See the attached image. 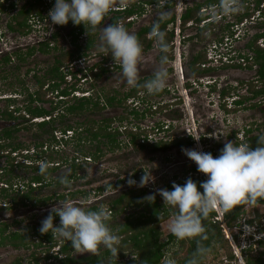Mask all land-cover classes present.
<instances>
[{"label":"rangeland","instance_id":"obj_1","mask_svg":"<svg viewBox=\"0 0 264 264\" xmlns=\"http://www.w3.org/2000/svg\"><path fill=\"white\" fill-rule=\"evenodd\" d=\"M7 4H9L12 0L7 1L5 0ZM168 2L171 0H167ZM176 1V10L177 13L181 9H184L185 5L192 6L194 3V0H188L185 4L184 0H175ZM201 1V0H195ZM25 0H16V3L18 6L23 4ZM47 2V1H46ZM132 3H137V0H112V8H116L118 5H130ZM54 3L48 4V2L43 6L42 8V16L45 18V21L43 22V28L45 33H48V31H51L53 33H58V36L54 39H52V43L55 44V47L57 46L59 50L49 51V52H42L35 50L33 54L27 59L26 62L23 64H18L20 66L19 69H15L14 71L11 69L12 65H8L7 75H9V78L7 81L1 80L0 81V88L4 89L6 93L5 95L1 96H9L13 95V91H21L24 87L27 89H30V91H34L37 89V84H35V81L32 77V72H30L29 69L34 71H39L40 73L45 70L46 65H50L53 63L54 59L60 57L59 59L62 60V66L64 68V71L67 69L74 70L75 68L73 66H70V62L75 60L76 58H70V56L67 53H64L63 51H79L83 52L84 46L86 45L89 38H93L94 45L93 47L87 49L89 53L98 55V46H99V36L101 35V30L103 27H106L110 25V17L112 15V12H109L108 15H106L104 21L101 25H99L95 30L88 28L87 31H85L83 34H80L78 43L79 48L76 49L74 46L72 47L70 41L72 40L71 31L73 28L76 27V25H73L72 22H69L65 26H57L51 25L50 20H47V14L50 11V9L53 7ZM207 4H202V7H207ZM167 11L168 18L172 16V14L176 13L175 8L173 6H166L161 7L156 4L152 5H146L143 11V14H141L138 17L133 16V18H129L126 20L130 21V26H125L129 32L133 34H137V32L141 29L143 26H149L153 22L156 21L158 18V15L161 11ZM217 11V9H215ZM13 14L7 13L6 11L0 12V28H3L0 32L2 33L1 39H0V50L2 51H12L13 49H16L17 47L22 48L23 52L26 50V47L28 46V43H26V40H43L48 36V34H45L41 30H35L32 32V35L30 38H25V36L21 35L20 33H17L15 31H11L5 28L6 23L11 20V16ZM234 18V17H232ZM264 16L254 21V24H249L248 28L251 29V33L247 36V38L243 39V42L240 46H243L245 43H247L246 40L249 39V37L255 33L256 31L261 32L264 30ZM125 22V23H126ZM124 23V24H125ZM50 27H54L53 30L50 29ZM201 27V25H199ZM223 27V24H222ZM202 28V27H201ZM31 31V30H30ZM195 28H187L185 26L183 30V34L187 37L188 35H191L192 37L195 36ZM87 32V34H86ZM205 35V36H204ZM219 29L218 27H215L213 29V32L207 31L203 34V40L198 38H193L192 40H186V43L184 41L182 42V50L188 53L187 56V63H186V70H187V78L197 76V73H194L192 70H190V58L193 55H196L198 52L202 53L207 50V47L209 44L215 42V40H219ZM147 39H149V35L147 36ZM30 41V40H29ZM171 45V44H170ZM264 46V44H262ZM19 50V49H18ZM240 51L244 52H250L247 49L241 48ZM72 52V53H73ZM87 52V53H88ZM252 53V52H251ZM172 52L169 51L168 56L171 57ZM159 55V50L156 44V41L154 40L152 48H150L147 51H143V59L141 63L138 66L139 69V79H143L147 76L153 75V73L161 66L159 60L157 61V57ZM160 56V55H159ZM255 64V63H254ZM166 67H168L166 65ZM62 68V69H63ZM256 67L249 69V68H239V67H232V68H222L220 70H211L209 72L210 77L216 78L217 81L215 82V87H208V92L205 89V87L201 86L202 88L199 92L196 90L195 93L190 94V105L184 106V99L177 102L178 104L174 105V109H170V104L173 102L171 98H173L176 95H164L161 97V99L164 102H167L166 105H169L167 108V112H161L158 115L147 113V116H134L130 114V110L132 109L131 106H126L127 109L124 107H106L104 110H98V111H86L83 113L82 116L72 117V116H66L64 119V122L69 123L72 125L76 124L78 122H86L87 125H91L94 121L98 122L102 120L103 118H112L111 127L112 128H118L119 126H129L130 124H140L143 122H150L155 123L156 120H167L172 123V126L164 132V134H161L164 136V141H168L170 144V147L162 150H139L135 146L129 145L127 142L129 141V136L125 137L120 133V140H121V146L114 150H104L102 153V156L97 159V161H82L83 164H81V167L77 170L76 177L72 178L70 180V185L65 186L62 184H58L55 182V180L58 177H67L70 174H72V169L70 168V159H72L76 153V150L73 149L71 146V142L68 144H65L64 146H54L49 145L46 151H44L43 154V161L49 162V164H53L56 161L60 163V167L53 171L50 175H48L45 179L46 181H53L52 184H46L44 188H42L38 192L40 195L39 197H50L51 195H65L66 193L73 192V191H80L76 198H65V199H58L55 196V198H52L51 201H49L47 204L41 208L36 207V209H32L30 207L24 206H17V207H11V208H4L0 212V226L7 225V231L6 234H9L13 231H18L20 234H31L29 235V240L27 239L28 243H31L35 237L33 235V231L39 230L41 227V221L47 217L49 214L50 209L53 206H58V202H65L70 201L73 202L79 206L88 208L92 203H95L100 206L109 207L110 202L113 199H116L117 195L121 194V190H127L129 188L128 183L125 182L123 185H121L118 189L114 187L113 185L116 184L118 179H127L131 177V175L134 172L143 171L142 176L146 174L149 175L150 173L152 176V180L148 182V184L144 187H139L140 180L136 181L137 185H134L133 188H140L144 189L146 188V192L144 193V196L142 198L158 194V190L164 189L162 186L166 182H168L171 179H174L175 177L185 178L188 179L187 175H185L186 170L189 168H197V165L191 161L189 158H187L183 152L182 149H194L197 151H201V148L203 149V152L208 151L209 153L213 154L215 151L220 150L223 148L224 144L226 142H234L233 134L241 133L242 129L250 128L251 132L247 134V136H253L254 134H258L260 131L264 130V96H257L252 99H250V91L251 90H259L261 89L262 83L258 81L256 73ZM29 72L27 73V71ZM13 75V76H12ZM259 77V75H258ZM260 79V78H259ZM216 79H213L214 81ZM258 81V82H257ZM175 82V79L173 77H168L167 84H172ZM72 83H77L72 79L71 82H66L65 88H70ZM64 87V86H63ZM79 89L82 91H88L89 94L93 95L97 99L99 97L100 99H103L104 96H109L114 94L116 91L120 95L124 92H126L128 89H130L129 86L126 85L124 78L122 76V72L120 68H114L110 70L109 72L103 73L99 78H93L92 81L85 85H78ZM219 90V91H218ZM225 90V95L221 96L219 98L218 93L220 91ZM238 91V92H237ZM248 94V97L246 98V103L244 106L236 108L234 104H232V99L235 97L236 93L241 94ZM43 92V90H42ZM10 93V94H9ZM47 94V92H45ZM45 96L47 99L48 97L55 96V92L51 95L50 92H48ZM105 93V95H104ZM1 94V93H0ZM52 98V99H53ZM22 99H20L21 101ZM149 102H156L155 97H150ZM72 102V101H71ZM104 102L101 100V103ZM176 103V102H175ZM126 104H128V100L126 101ZM0 107L4 106V102H0ZM49 103L46 104L48 107ZM150 104H146L145 106H149ZM187 105V104H185ZM232 106V107H231ZM139 111L145 109L144 106H137ZM230 107V108H229ZM119 117H123V119H119ZM94 121L92 122V120ZM6 122V120H5ZM58 122V121H57ZM196 122V127L198 128L200 135H208V138L204 139L201 138L200 147H192L190 144H178L176 141L177 139H187L190 135H193V131H191V123ZM11 123L10 125H12ZM59 123L55 124L57 127H60L58 125ZM83 124V123H82ZM6 125V124H3ZM0 123V127L3 126ZM245 126V127H244ZM139 128V125H138ZM2 129V127L0 128ZM123 129V128H122ZM128 129V128H127ZM60 129L56 128V132H54V135H57L58 137L61 136ZM36 133L40 134V131L35 128H29V129H19L15 140L12 141L13 144L20 143L22 151L18 152V156H13V154H10V157H16L15 161L22 162L23 161V153L25 152V149L30 150L32 147L31 139L38 138L36 137ZM127 134L126 130L124 132ZM193 133V134H190ZM157 135V136H161ZM195 138V134L193 135ZM206 137V136H205ZM219 137V138H217ZM37 140V139H36ZM81 150L91 148L90 145H88V148L85 147H79ZM74 150V151H72ZM7 155V154H6ZM5 152L4 154H1V156H6ZM33 156V155H32ZM89 155H87L88 157ZM34 157V156H33ZM77 157H79L80 160L84 159V155L77 154ZM42 159V158H41ZM68 161V162H67ZM15 163V162H14ZM79 163V162H78ZM0 168H3L4 173H6V178H10L12 183H17L18 185L22 186L26 185L32 175V171L29 168L21 167V168H13L11 166L10 161H6V159L0 160ZM196 165V166H195ZM9 169H13L10 173H7ZM204 174L197 173L195 176H192L191 179L194 181V179L201 178ZM3 176V175H1ZM141 176V177H142ZM1 185V184H0ZM50 185V186H49ZM26 187V186H25ZM68 187V188H66ZM159 187V188H158ZM21 188V187H20ZM99 189H102L100 191ZM26 191V188H24L23 192ZM152 191V192H151ZM101 192V193H100ZM22 194V192H20ZM18 194L17 196H14V192H9L11 196L8 198H4L1 200V202L11 204L12 197H14L16 200L20 198L21 194ZM86 196H88L86 198ZM2 197V196H0ZM21 199V198H20ZM168 206V205H167ZM170 207V206H168ZM258 208L259 214L264 217V204H257L256 206ZM172 208V207H170ZM174 209V208H172ZM247 212L242 216L243 218H240L237 220L238 227L242 226L243 232L239 235V242H236L233 244L231 249L235 253V256L232 259H228V255L226 254H219L217 257L213 256L212 254L207 256V264H245L244 258L245 254L241 251V249H247L250 246V242L248 241V237L251 235L252 231L255 232L256 229L259 227L257 224L247 226V222H244V219H252L256 218V211L250 206L246 207ZM138 208H129L126 210V213L132 214L138 212ZM125 217V213H120L117 215H114V217L111 219L110 223H113L114 225H118V223H121ZM172 215L167 218L164 222L161 224V232H162V239L167 238V236L170 234L167 228L168 221ZM264 219V218H263ZM263 220H261L262 222ZM236 223V224H237ZM58 221L56 218L54 219V225H57ZM235 224V225H236ZM234 225V227H235ZM249 225V224H248ZM238 231V229L233 228L229 229V233H231V237L233 236V233ZM38 239V238H37ZM228 239V238H227ZM230 240V239H228ZM240 243V245H239ZM44 248L40 250H46L49 243H43ZM254 244V243H253ZM9 246V245H8ZM7 246H3L1 248H5L0 254V257L4 259L6 254H8V251H6ZM30 245L28 246V248ZM247 247V248H246ZM21 255L20 261L22 264H27L31 257L29 253L24 251L25 247H17ZM251 250L247 251L250 253H247V255H258L260 251L264 250L263 247L255 245L251 246ZM17 251V250H16ZM14 252V250H13ZM12 252V253H13ZM171 252V251H170ZM77 254H81L83 252H80L77 250ZM83 255H86V253H83ZM8 260V261H7ZM12 259H4V263H10Z\"/></svg>","mask_w":264,"mask_h":264},{"label":"clouds","instance_id":"obj_2","mask_svg":"<svg viewBox=\"0 0 264 264\" xmlns=\"http://www.w3.org/2000/svg\"><path fill=\"white\" fill-rule=\"evenodd\" d=\"M45 1H47L48 4H51L54 0ZM160 1L161 0H143V6L145 8V6L148 4H156L161 7L173 6V8H175L176 13L169 17L174 18L167 25V29L173 32L174 38V26L179 15L176 10V1L171 0L168 2L165 0L164 5L161 4ZM184 1L186 4L188 0ZM1 2H5V0H1ZM195 2L196 1L194 0V3ZM194 3L192 5H194ZM207 5V7L201 6L199 9V12L203 17L201 21L197 22L195 19H191L184 23L182 20V15L188 7H191V5H185L184 9L179 11L180 20L182 21V29L184 30L185 26H187V28L194 27V33L196 34L199 29H204L206 33L207 31L213 32V29L218 27L219 34H221V36H219V40L215 41L222 42L225 36H229L236 42L238 48V53L232 57L234 60L232 63L209 67V72L211 70H220L222 68L232 67L244 69L249 68L252 70V68L255 66L257 68L256 73H258L259 66L254 62V54L247 47V44L251 39L246 40L247 43L243 45L245 46V49L250 52L240 51L239 49L244 48H240V45L242 44L243 39L247 38V36L251 33V29L248 28V25L254 24L255 20L259 19L260 16H264V2H262V4H260L256 9H254V0H219L218 2ZM123 6L124 8L119 5L120 8L117 6L112 10V0H55L53 7L47 14V20H50L52 26H65L69 22H72L73 25H83L85 29L91 28L95 30L99 25L102 24L109 12L126 10L129 5ZM215 9H217V11H215ZM141 14H143V12ZM141 14H133L132 16L138 17ZM126 19L125 21L120 20L119 22L125 23ZM167 19V11L162 10L159 13L156 21L152 24L149 37L151 36V38L156 41L159 55L161 53L160 60L157 57V61L159 60L160 62L158 64L161 66L153 73L150 78L144 80L142 83L139 79L138 66L143 59V46L137 35L129 32L125 27V24L123 25L119 22L112 23L102 28L101 35L99 36V56H97V54H93L94 56H92L91 53H87L86 56H82L73 60L70 62V66H73L75 68L74 70L67 69L64 71V68L60 69L63 78H65L67 82H71L72 79H74V81L77 83L79 82L80 85H85L93 80L90 68H92L97 62L101 61L103 63V57L111 56V59L107 60L105 65H107L111 70L116 67L120 68L127 86L130 88H142L148 95H156L163 91L161 96L155 97L156 102L152 104V109L157 112L151 114L158 115L161 112H167V107L169 105H166V103L168 101L164 102L161 99L162 96L167 94L172 96L176 95L171 98L173 102L169 107L170 109L176 108L174 105H177V102L184 98L180 97L175 87L177 81L173 68L174 61L176 59V54L174 53L173 49L174 47L171 42V45L168 43L166 39V33L161 30V25L166 22ZM37 20H39L42 24L40 28L37 27ZM42 20L45 21L43 16H31L28 19L29 29L31 30L34 28V31L41 30L45 33ZM190 22L191 25L188 26V23ZM126 23H130V21H127ZM199 25H201L202 28L199 27ZM5 28L8 29L7 25H5ZM53 28L54 27H50L51 30H53ZM1 30H3V28H0V31ZM261 32H264V30ZM51 33V31H48V33L45 34H48L49 36L47 42L51 41V45H54L52 43V36L55 33ZM30 34L31 31H29L27 34L21 35L28 37ZM236 34L239 35L240 38L236 37ZM1 35L2 33L0 32V39L2 38ZM251 36L253 38L254 33ZM189 37H191V35H188L184 39V43H186V40ZM171 41H173V39ZM262 44H264V37L259 38L257 41V45L264 48ZM169 51L172 52L171 57L168 56ZM206 51V61L202 63L209 62ZM182 55L184 57L186 66L188 53L183 51ZM239 58H243L244 61L238 62ZM200 64L201 63H199V65ZM166 65L168 67H166ZM97 71L98 67H94L93 72ZM209 72H203V74L199 73L197 76H193L195 78L204 77L202 81H199L198 79L197 81L199 86L205 87L207 92L208 87H215L214 84L217 81V76L216 78L210 77ZM168 76L175 79V85L173 87H166ZM257 78L259 81L258 75ZM213 79L216 80L212 81ZM75 85L76 83L71 84V88L73 87L75 91H69L70 96L81 98L91 95L88 91H82L78 86L75 87ZM187 86L190 88L193 87L192 82L188 81ZM198 89L199 88L197 87L194 88L190 94L195 93L194 91L196 90L199 92ZM223 91L225 92V90ZM223 91L218 93L219 98L225 95V93L223 94ZM54 92L55 96L52 98L56 102L65 99L64 95L59 93L60 89ZM54 92H51V96ZM245 92L246 94H241L240 92L236 93L235 97L232 99V104H234L236 108L244 106V100H246L248 97L247 91ZM252 95L253 94L250 92V99H252ZM0 98H7V96L0 95ZM133 100V98L128 99V104L132 103ZM238 101L241 102L238 104ZM189 105L190 100L187 105L184 104V106ZM154 107L156 108L154 109ZM145 116H147V113ZM163 121L164 120L159 119L156 120L155 123L143 122L147 127H142V123L130 124L129 126H119V131L122 133V135H125L124 132L126 130V137L127 135L129 136V132L139 133V142L150 144L148 142H141V136L144 135L147 138L150 134H154L155 132L153 130V125L161 127L162 125H165V122ZM171 122H169V128L172 126ZM194 126L196 128L195 130L193 123H191V131H193L195 134V138L193 136L194 134L190 133L193 134L189 136L191 138L190 145L192 147L201 148V138L206 139L208 138V135H200V132L196 127V122L194 123ZM134 127L136 130H133ZM248 130L251 129L245 128L240 131L241 133H237L238 131L234 133V142H226L223 148L220 150L219 155L216 157H214L208 151L203 152L202 148L201 151L194 149H182L183 154L197 165V173L204 174L206 179L203 182L197 184V182H194L191 178H189L183 185L173 183L171 190H158V194L163 199L164 204L177 210L168 221L167 228L169 233L175 236L178 240L199 237L200 242L198 243V247L192 258L187 261V264H201V259L211 252V248L203 244V241L207 240L208 237L206 235V228L202 221L209 216L213 209L216 211L215 217L221 216L220 220H215L214 217V221L221 222V226L223 228V225L227 226L224 221L226 211H229L240 204H248L247 206L252 205L256 203L258 199L264 198V135H260L256 142L257 146L252 147L246 142ZM70 132L71 131H67V133ZM53 136L55 137V140H60L62 138L61 136L58 137L54 134ZM130 139L131 136H129V141L127 142L129 145H131ZM160 141L164 140L162 139L157 142ZM20 151L21 150L18 152ZM18 152L14 153L13 156H18ZM11 153L13 152L10 150L7 154ZM26 156L28 157V152H26L25 156H23V161L21 163L30 164V159ZM83 160L85 162L92 161L89 157H84ZM53 164L57 165L58 162L56 161V163ZM47 168V162L40 163V171L42 174L47 171ZM195 174L192 175V173H189L187 177L195 176ZM150 177L151 178H149V175L145 173V175L141 177L138 186H146L148 182L153 179L151 173ZM60 183L65 186L70 185V181L67 177L61 178ZM127 183L129 186L137 185V182L131 178L128 179ZM0 184V188H10V186H8V184L3 180H0ZM200 189H202V191ZM145 199L147 201L153 202L155 200V195L147 196ZM112 214L113 213L110 211L109 207L102 206L97 210H92L86 209L85 207L79 206L70 201L58 202V206H53L50 209L47 217L41 221V227L39 231L41 234L51 233L53 241L48 244L46 250H42L40 253H44L46 251L49 254V257H52L48 264H59V261L65 257V254L61 252L62 241H64L67 243L70 242V245L73 249L86 253V255L98 253L101 246H103L105 249L110 251L113 256L117 257L118 253L120 252V237L118 233L110 227L109 222L111 220ZM55 217H59L58 225H54ZM263 218L264 217L261 219L263 221L261 222L260 226L257 225L259 228L256 229L255 232L252 231V233H250L251 235L248 237V241L252 247L257 245V241L264 236V231L261 230L264 226ZM247 226L251 225L247 224ZM233 228L238 229V231L234 232L232 240H229L231 244L232 242L233 244L235 243L234 235H238L243 232L242 226H235ZM225 237L228 238L226 234ZM41 248H44V244ZM165 264H177V262L173 258H167L165 260Z\"/></svg>","mask_w":264,"mask_h":264},{"label":"trees","instance_id":"obj_3","mask_svg":"<svg viewBox=\"0 0 264 264\" xmlns=\"http://www.w3.org/2000/svg\"><path fill=\"white\" fill-rule=\"evenodd\" d=\"M10 1V0H7ZM219 0H201L197 1L192 5L191 7H188L184 14L182 15L183 22H187L191 19H195L197 22L201 21L203 19L202 15L199 12V9L201 8L202 4H213L215 2H218ZM137 3H132L128 6L126 10L123 11H115L112 12V15L110 17V24L117 23L120 20L125 21V19L129 16H132L133 14H141L144 11L143 6V0H137ZM264 0H254L255 7L254 9L258 8L260 4H262ZM47 2L45 0H25L23 4L20 6L17 5L16 0H12L8 5L5 2H1L0 0V12L6 11L8 13L13 14L11 17V20L7 22L8 30L15 31L20 34H27L30 29L28 25V19L31 16L39 15L42 16V8ZM55 3V0L53 1ZM170 5V4H169ZM174 17L168 18L166 22H164L161 25V30H163L166 33V39L168 43L170 44L171 40L173 39V32L169 31L167 29V25L169 22L173 20ZM154 23V22H153ZM152 23V24H153ZM152 24L149 26H143L141 29L137 32V37L139 38L142 46L143 51H147L153 46L154 39L149 37L147 39V36L150 35ZM131 23H125V26H130ZM88 28L85 29L83 25H76L75 28L71 31L72 35V43L79 47L78 39L79 35L83 34L85 31H87ZM207 29V28H205ZM212 32V31H210ZM205 33L204 29H199L198 32L195 34L194 37H189V40H192L193 38H198L203 40V34ZM58 36V33L53 34L52 39L56 38ZM205 36V35H204ZM264 37V32H256L254 33V37L249 41L247 44L248 49H250L254 54V62L258 64V75H259V81L262 83V88L259 90H255L254 94L251 96L252 98L257 96H264V48L259 47L257 45V41L259 38ZM51 44V41L43 43V45L38 49L42 52H47L48 48ZM94 41L93 38H89L86 45L84 46L83 53L80 54L79 51H74L70 54V58H79L82 56L87 55V49L93 47ZM56 49V48H55ZM34 49L25 50H17L14 53H11V56L14 55L17 60L18 64H23L27 61V59L33 54ZM10 55H7L5 58L7 61H10L11 59ZM111 56L103 57V63L97 62L92 68H90V71L92 72L93 78H99L103 73L109 72L111 69L105 65L107 60L111 59ZM60 57L55 59L54 64L49 65V74L50 75V82H51V91H57L61 87V81L63 79V75L60 71V67L62 65V60L59 59ZM160 56H158V59L160 60ZM206 61L205 52L197 53L196 55L191 56L190 58V70H192L194 73H202L203 72H209L208 68H201L199 63H202ZM98 67L97 72H93V68ZM227 67V66H226ZM20 66L17 65V69H19ZM117 68V67H116ZM31 70V69H29ZM27 71V73L29 72ZM152 75L147 76L143 79H140V82L142 83L144 80L150 78ZM40 82V79L38 80ZM41 83V82H40ZM163 92V91H162ZM162 92L156 95H148L145 93V90L142 88H130L126 92L122 93L121 96L117 95L118 93L115 91L114 94L109 96L102 97L104 99V102L101 103V100H99V97L97 99L93 97V95L90 96H84L81 97V99L74 98H68L67 102H71L68 106L64 107L63 110H60V112L65 111V114L70 115H78L79 113H85L86 111H98L103 110L106 107H124L127 109L126 106H131L130 114L137 116L144 117L146 113H156L157 111H154L152 109V102H149L150 97H159L162 95ZM61 95L68 96L69 91L67 89H62L59 92ZM225 92L223 91V94ZM105 95V93H104ZM30 102L33 101H46L45 95H29ZM130 98H133V102L130 104H126V101ZM12 101L9 99L8 103H11ZM53 100L51 99V111H46L43 107H37L32 108L31 105L25 106V114H31L32 116H42L46 114H53L56 109H59V106L61 102L64 101H58L57 103L53 104ZM139 102V103H137ZM241 101H238V104ZM150 104L149 106H145L146 104ZM137 106H144L145 109L139 111L137 109ZM158 110V109H157ZM65 114L60 115V120L55 121L51 120L50 122H41L38 124L37 130L40 131V136L42 138L41 140V147L44 145V141L48 142L49 145L56 146L59 144L58 141L55 140V137L53 136L54 131L56 128H61V130H73V126L69 123L63 122V116ZM4 117L7 119H15L16 117L13 115L12 112H8L7 109L3 111V114H0V117ZM119 119H123V117H119ZM60 123L62 127H57L55 124ZM112 118H103L102 120L96 122L94 121L91 125H86V128L84 129L85 132H87V135L77 132L76 135L73 136L74 140L72 141L73 149L78 150V153L81 155H84V157H88L93 160L97 161L102 156V153L104 150L108 149L111 151H114L118 149L121 145V140L119 138L120 131L118 128H112L111 127ZM27 129V127H24ZM18 129L17 126H10L7 128H3L2 135L0 136V156L1 153L4 150H7L8 148L13 150H19L22 149L20 143L13 144L12 141L15 140L16 134L15 131ZM251 132L248 130V133ZM139 133L129 132V136H131L130 142L131 145L137 147L139 150H158L162 149L165 150L170 147V144L168 141H160L153 145L147 144V143H140L139 142ZM260 135H264V130L260 131L257 135L254 134L253 136H247L246 142L252 146H257V139ZM126 137V134L124 135ZM45 139V140H44ZM191 138L187 139H177L178 144H190ZM70 141V140H68ZM86 144L90 145L92 148H88L87 150H81L79 147H86ZM238 144V143H237ZM58 146H61L60 144ZM222 149V148H221ZM220 149V150H221ZM220 150L215 151L212 155L214 157L218 156L220 153ZM27 157V156H26ZM30 158H33L32 156ZM35 159V158H34ZM33 159V160H34ZM35 161V160H34ZM83 159L76 162V158L73 157L70 159V168L72 169V174L67 176L68 180L70 181L72 178L76 177L77 170L81 167ZM68 162V161H67ZM11 166H15L14 161L10 160ZM60 163L56 166L52 165L47 168V171L42 174L40 171V165L37 164H27V163H19L18 167H25V168H32L33 176L30 177L29 186L30 188H33L31 186L32 182H42L44 181V176L47 174H51L53 171H56L60 166ZM12 169H9L7 173H10ZM197 168H189V170L186 171V175L189 173H192L194 175L197 173ZM143 174V171L134 172L131 175V179H134L135 181H139L141 179V176ZM192 177V176H191ZM189 177V178H191ZM63 177H58L55 182L58 184L60 183V179ZM188 178V179H189ZM129 179V178H128ZM206 179V177L203 175L201 178L194 179V182H197L199 184L200 182H203ZM0 180H3L5 183L8 184V186L12 187L14 183L10 180V178H0ZM187 179L184 177L179 179V177H175L174 179L169 180L162 186L164 189L171 190L173 183L183 185L186 182ZM127 179H118L116 184L113 185L117 189L123 185L125 182H127ZM53 181H50V184H52ZM129 186V185H128ZM68 188V187H66ZM102 191V189H99ZM202 191V189H200ZM146 188L140 189V188H133V186H129L127 190L122 191L121 194L117 195L116 199H113L110 202L109 209L113 213L111 215V219L114 217V215L125 213V217L121 223H118V225H114L113 223H110V227L116 231L120 237V244H119V253L118 256H113L110 251L105 249L103 246L100 249L98 253H95L94 255H91L89 257H84L83 260H77L72 257V251L75 250L71 247L70 242H64L62 241L61 245V252L65 254V257L59 261V264H165V260L167 258H173L176 260L177 264H187V261L192 258L193 254L195 253L199 241V237L197 238H187L184 240H178L175 236L169 234L167 238L162 239V230H161V224L164 222L167 218H169L171 215L173 216L176 209H172L168 207L166 204H164L163 199L159 196V194H155V200L147 201L144 197V193L146 192ZM80 191H73L66 193L65 195L59 194L57 196L51 195L50 197H46V200H43L45 204H47L49 201L52 200V198L57 197L58 199H65V198H76ZM152 192V191H151ZM101 193V192H100ZM0 198H8L11 196L9 194V188H0ZM55 196V197H52ZM88 196H86L87 198ZM21 198V199H20ZM19 200L23 203H25L27 200H30L32 204H35L36 198L31 197L30 192L24 193L20 196ZM13 201L15 200L14 197H12ZM43 199V198H41ZM19 201V202H20ZM40 201V200H39ZM257 204H264V198L258 199L256 203L249 205L250 208L254 209L256 211V218L252 219H244V222H247L249 225H255L257 224L260 226L262 215L259 214L258 208L256 207ZM248 204H240L235 206L233 209L226 211L224 221L226 225L229 228L234 227V225L237 223V220L240 218H243L242 216L247 212L246 206ZM100 205H97L95 203H92L88 208L86 209H92L97 210L99 209ZM104 207V206H103ZM131 208H138L139 211L136 213L128 214L126 213L127 209ZM216 215L215 209H213L209 216L206 217L202 223L204 224L206 228V235L208 237L207 240L203 241V244L207 247L211 248V252L208 254H212L213 256L217 257L219 254H226L228 255V259H232L235 256V253L232 251L231 247H233L230 243V241L225 237V233L223 232V228L221 226V222L214 221V217ZM59 224V217H55ZM57 224V225H58ZM238 226V223L235 225ZM8 226H0V246L5 245H13L14 247H25L28 248L29 243L27 242L28 236L27 234H20L19 232H11L9 234H6ZM261 228V227H260ZM264 231V226L261 229ZM34 235L38 238V246L42 247L43 243H50L53 241V237L51 233L41 234L39 230L33 231ZM29 240V239H28ZM234 241L239 242V235H234ZM257 245L264 248V236L257 241ZM251 246H249L247 249H242L241 251L245 254L244 262L245 264H264V250L260 251L258 255H247V252L251 250ZM171 251V252H170ZM203 257L201 259V264H207V256ZM47 257H49L47 255ZM36 262L37 258L35 259ZM16 264H22L20 261Z\"/></svg>","mask_w":264,"mask_h":264},{"label":"flooded vegetation","instance_id":"obj_4","mask_svg":"<svg viewBox=\"0 0 264 264\" xmlns=\"http://www.w3.org/2000/svg\"><path fill=\"white\" fill-rule=\"evenodd\" d=\"M32 32H34V28L31 29V34L28 37H25V38H28L29 39L30 36L32 35ZM31 39H32V37H31ZM31 39H29L30 41L29 40H26V43H28V46L26 47V50L34 49V51H35V50H38L43 45V43H46L47 42L48 37L45 38V39H43V40H38L37 39V41L35 39H33V40H31ZM249 39H252V36H250ZM70 43H71L72 47L74 46V48H76V49L79 48V47H76L72 43V40L70 41ZM241 47H244V46H240V48ZM18 49L19 50L20 49L22 50V48H20V47H17L16 49H13L12 51H2V50H0V81L1 80L7 81V79L9 78V75L6 74L7 73V70H8V65H12L11 66V69L13 71L15 69H17L18 60H17V58L14 55L11 56V53H14ZM54 50H59L60 51V49L57 46L55 47V44L54 45H51L50 44L47 52L54 51ZM38 51L40 52V50H38ZM63 52L64 53H67L70 56V54L73 51H63ZM81 53H83V52H80V54ZM7 55H10L11 56L10 61H7L5 59L7 57ZM54 63H55V59H54V61H53L52 64H54ZM61 68H63L62 65H61L60 69ZM48 70H49V65H46L45 70H43V72H41V73L39 71L30 70V72H32L33 80L35 81V84H37V89L36 90L30 91V89H27L26 87H24L21 91H13L14 92V96L13 95L12 96L9 95V96H7V98H3V99L0 98V102L1 101L4 102V106L3 107H0V114H3V111H5V109H7L8 112H12L13 115L16 117L15 119H7V121H11L12 123L13 122L14 123L12 125L5 126V128L10 127V126H17L18 129L15 131V134L16 135H17L19 129H23L25 126L27 127V129H29V128H35V129H37L38 124L41 123V122H50L51 120L58 121L57 119L60 120V118H61L60 115L61 114L64 115L66 113L65 111L60 112V110H63L64 107L68 106L71 103V102H67V99L68 98H74L73 96H70V95L64 96L65 99L60 100V101H64V102H61L60 103L61 106H59V109H56L55 112L52 115L51 114H46V115L35 116L34 117L31 114H29V113L28 114H25L26 113V111H25V106L26 105H31L32 108L43 107L46 111H51V109H52V106H51V104H52L51 103L52 97H48L46 99V101H42V102L41 101H33V102H30V100L28 98L29 95H34L35 96L36 94L37 95L38 94L39 95L44 94L46 96L47 94H49L48 92H50V93L52 92L51 91V82H50V75L51 74L49 73ZM168 77H170V76H168ZM39 79H40V82L41 83L38 81ZM66 82L67 81L65 80V78H63L62 81H61L60 90L66 89L65 88L66 87ZM78 85H79V82L76 83L75 87H77ZM174 85L175 84L173 82L172 84H166V87H173ZM42 90H43V92H42ZM67 90L68 91H71V90L75 91V89H73V87L72 88L70 87ZM45 92H47V94ZM250 92L252 94H254V90H251ZM0 93H1L0 95L8 94V93L5 92L4 89H1V88H0ZM75 98H76V100L77 99H81L80 97H75ZM9 99L12 101L11 103H8V100ZM20 99H22V100L20 101ZM52 100L54 101L53 104H55V103L58 102V101L56 102L54 99H52ZM245 101L246 100H244V105L246 103ZM47 103H49L48 107L46 106ZM82 115H83V113H79L77 116H82ZM66 116L67 117L68 116L77 117L76 114L75 115L65 114V116H63V122H64V119H65ZM0 120H6V118H4V117L1 116L0 117ZM87 121L88 120H86L85 122H81L80 121V122H78L76 124H73L72 123V126L74 128L73 130L63 131V130H61V128H58L61 131V137L62 138L60 140L56 139V141H58L59 144L60 145H63V146L65 144H68V143L71 142V146L73 147V144L75 143V140H74L73 136L76 135L77 132H80V133L83 132V134L87 135V132L84 131V129L86 128V125H87L86 124ZM93 121H94V119L92 120V122ZM58 125H60L62 127L63 123L62 124L59 123ZM2 131H3V127H2V129H0V136L2 135ZM67 131H71V132L70 133H67ZM54 132H56V130ZM36 137H38V134L37 133H36ZM36 139L35 138L31 139V143H32L31 146L32 147L30 148V150L25 149V151L28 152V157L27 158L30 159L29 160L30 161V164H33L34 163V164L40 165L41 162H45V161H43V157H44L43 154H44V151H46L47 148L49 147V143L46 142V141H44V145L41 147L40 143H41L42 138L39 136V139L38 138H36ZM68 140H70V141H68ZM73 140H74V143L72 142ZM0 147H1V145H0ZM85 148H88V144H86V147ZM10 150L11 149L8 148L7 150H4L2 153L4 154V152H5V155H6L8 153V151H10ZM19 150L22 151V149H19ZM19 150H13L12 152L13 153H16ZM72 151H74V150H72ZM13 153H11V154H13ZM77 154H78V150H76L75 155L72 156V157H75L76 158V162L80 161L79 157H77ZM22 156H25V153H23ZM31 156L33 158H30ZM1 159H3V160L6 159V161H10L12 159L15 162L14 163L15 166H13V168H15V167L18 168L19 163L17 161H15L16 157H10V154H7L6 156H0V160ZM47 164H48V167L49 166H52V164L50 165L49 162H47ZM54 166H56V165H54ZM29 169L32 171V168L29 167ZM12 171H13V169H12ZM32 174H33V172H32ZM1 175H3V176H1ZM48 175L49 174H47V175L44 176V181H42V182H38V183L37 182H32L31 183V186L33 188H30L29 182L26 185H23L22 184V186L18 185L17 183H14L12 185V187L9 188V192H14V194H15L14 196H17L20 192H22V194L29 193L30 192L31 197L36 198L35 204H32V202L30 200H27L25 203H23V202H21L19 200V198H18V200L15 199L14 201L12 199L11 204H9V202L3 204L1 202V200L3 198H0V212L2 210H4V208L17 207L18 205L19 206L20 205L21 206L26 205V207H30L32 209H36V207L41 208V207H43L45 205H48V204H45L43 202V200H46L45 199L46 197L45 196L44 197H39L40 194L38 192H36V191H39L42 188H44L46 186V184L47 185L50 184V181L47 182L46 179H45ZM6 176L7 175H6V173H4L3 168H0V178H5ZM28 181H30V179ZM24 188H26V191L25 192H23ZM41 198H43V199H41ZM13 232H18V231H13ZM22 234H24V233H22ZM29 235H31V234L28 233V235H27L28 238H29ZM34 236L35 237H32V238H36V239H33V241L31 243H29L30 247L29 248H26L24 250L27 253H29L30 256H32L31 257V260L27 264H48L52 257L51 256L50 257H47V255L49 256V254L46 251L44 253H40V251H42V250H40L41 249L40 247H37L38 246L37 245L38 244V239H37V236L36 235H34ZM5 246H7L6 247L7 248L6 251H8V254L5 255L6 257L4 259H6V258L7 259H12L9 264H16L17 262H19L20 261V258H21V255H20L21 252H19L18 249H20V248H16L13 245H9V246L8 245H5ZM1 247H3V246H0V253L2 251H5V250H3L5 248H1ZM101 248H102V246H101ZM13 250H14V252H13ZM76 252H77V250H73L71 254H72V257L75 258V259H77V260H80V259L83 260L84 257H89L91 255H94V254L83 255V253L77 254ZM36 258H37V261L38 262L35 261ZM4 259H2L0 257V264H3L4 263ZM5 264H8V263L5 262Z\"/></svg>","mask_w":264,"mask_h":264},{"label":"built area","instance_id":"obj_5","mask_svg":"<svg viewBox=\"0 0 264 264\" xmlns=\"http://www.w3.org/2000/svg\"><path fill=\"white\" fill-rule=\"evenodd\" d=\"M51 1V0H49ZM161 4H165V0H161L160 1ZM152 5V4H151ZM118 8L119 5H118ZM122 8H124V6H122ZM115 8H112V10ZM204 10V9H203ZM181 11V10H180ZM180 15V12L178 13ZM178 15L176 24L174 26V38L173 41H171V44L173 45V49H174V53L176 54V59L174 61V75L176 78V89L180 95V97L184 98V103L188 104L189 100H190V93L191 91H193L194 88H199L198 90L200 91L201 88L199 86V83L197 81V79L199 81H202L204 77H189L187 78V73H186V66H185V62H184V57H183V51H182V42L184 41V39L186 38V36L183 34V29H182V21L180 20V16ZM137 17V16H135ZM129 18H133V16H129L127 19ZM126 19V20H127ZM130 20V19H129ZM37 27L40 28L42 26L41 22L39 20H37ZM122 23L124 25L123 22H119ZM191 25V22L188 23V26ZM237 27V25H236ZM236 37H239V35H235ZM238 38V40H239ZM207 59L209 62L207 63H201L200 66L202 68H209V67H214V66H221V65H225L227 63H232L234 60L232 59V57L238 53V48H237V44L234 40H232V38H230L229 36H225L224 40L222 42L220 41H215L211 44L208 45L207 47ZM244 61L243 58H239L238 62ZM188 81H191L193 84V87H188L187 83ZM172 90V89H171ZM156 107H154L155 109ZM163 122H165V125H162L161 127H157L155 125H153V130H154V134H150L147 138L142 135L141 136V142H148L150 144H154L159 140L164 139V136L161 134H164V131L167 130L169 128V121L164 120ZM193 122V127L194 130L196 129L194 126ZM142 127H147L145 126L144 123L141 124ZM133 130H136V128L134 127ZM157 135H161V136H157ZM221 216L215 217V220H220ZM229 227L223 225V230L225 232V234L227 235V237L232 240L231 237V233H229Z\"/></svg>","mask_w":264,"mask_h":264},{"label":"water","instance_id":"obj_6","mask_svg":"<svg viewBox=\"0 0 264 264\" xmlns=\"http://www.w3.org/2000/svg\"><path fill=\"white\" fill-rule=\"evenodd\" d=\"M0 123H1L2 125H3V124H6V125L1 126V127H5V126H9L12 122H11V121H7V120H6V122H5V120H1ZM13 123H14V122H13ZM1 127H0V128H1Z\"/></svg>","mask_w":264,"mask_h":264}]
</instances>
